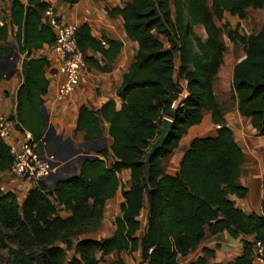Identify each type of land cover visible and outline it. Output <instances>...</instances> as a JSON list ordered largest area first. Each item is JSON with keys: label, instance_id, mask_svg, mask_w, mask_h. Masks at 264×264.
<instances>
[{"label": "trees", "instance_id": "trees-1", "mask_svg": "<svg viewBox=\"0 0 264 264\" xmlns=\"http://www.w3.org/2000/svg\"><path fill=\"white\" fill-rule=\"evenodd\" d=\"M9 1L7 17L0 18V57L9 53L8 43L13 40L18 54L28 60L16 92L15 116L10 119L32 136L41 151V108L49 87V62L32 53L55 42L53 29L44 20L50 3ZM61 1L74 5L80 0ZM263 7L264 0H132L122 8H106L109 17L122 18L124 32L137 48L116 92L120 108L116 109L114 99L98 111L82 105L75 134H81L84 142H100L105 139L106 124L110 145L101 147L96 158L85 160L76 175L59 180L52 190L38 182L22 200L13 192H0V229L11 238L25 229L32 244L43 251L42 264H64L69 250L75 255L66 264H100L113 254L116 258L108 264H126L121 255L137 252L139 264H179V258L198 248L205 231L211 235L226 232L233 238L252 235L264 243V198L261 216L246 215L228 199L229 195L240 199L247 195V189L237 185L244 153L219 112L212 88L224 53L216 22L225 14L242 20L249 9ZM196 27L202 28L203 40L195 34ZM222 28L244 53L232 74L238 112L250 120L256 134L264 135V27L249 36L228 24ZM158 35L165 38L168 48ZM75 38L87 66L100 72L110 69L88 53L111 62L122 48L104 36L93 38L87 24L78 26ZM3 80L0 72V84ZM179 80L186 82L188 96L171 109L182 91ZM203 111L210 112L215 135L193 139L178 171L161 175V161L177 148L189 128L200 124ZM163 115L171 119V131L162 146L152 149ZM12 161L0 139V173ZM124 170L130 172L129 185L122 189L121 215L113 221L114 231L107 239L93 240L88 235L101 226L106 202L122 188L119 175ZM144 209L142 229L138 218ZM251 247V242L244 241L241 254L227 264H252ZM201 251L190 264H209L215 256L209 248Z\"/></svg>", "mask_w": 264, "mask_h": 264}, {"label": "crops", "instance_id": "crops-1", "mask_svg": "<svg viewBox=\"0 0 264 264\" xmlns=\"http://www.w3.org/2000/svg\"><path fill=\"white\" fill-rule=\"evenodd\" d=\"M131 1L132 0H106L104 3H102L94 0H80L77 4L74 5H68L66 3H63L61 0L50 1L52 7L54 8L58 16L64 19L66 22L76 24L77 26H80L81 24H87L89 26L90 33L93 38L100 39L102 36H104L122 45V48L118 53L116 59L111 62L103 59L97 53L89 52L88 55L95 58L101 66L106 65L107 68H109L110 70L107 72H100L95 68L88 66L87 70L82 74L80 84L78 85L75 92L72 93L70 96L64 98L59 103L55 101V88L59 80V76L56 75L57 63L55 60L54 51L49 47H45L39 51L32 53L33 57H45L49 62V68L46 70V77L49 80V87L47 93L42 97L43 107L49 115V123L54 128L55 135L62 137L60 143L62 151L74 150L73 148L71 149L69 147L68 143L70 142L74 144V148L79 145L80 138L77 141L75 139V136L80 135L81 137V134H75V127L78 110L82 105H85L91 110L98 111L106 101L114 99L116 101V109L120 108L121 101L117 99L116 92L123 81V75L125 74L132 62L137 45L127 38L124 32L122 18L120 16H116L114 18L109 17L106 8H122L126 3H129ZM208 7L212 11L210 3H208ZM9 8L10 1L8 0L7 15L9 12ZM263 8L258 10H262ZM248 11L254 10L249 9ZM228 17L233 19L236 18L230 16L229 14H225L221 22L223 24L229 25ZM246 18L247 13L244 19H238V24H236L237 21L235 20V28L230 27V25L229 28L237 29V31L241 35H243L240 32L239 23L245 21ZM218 27L220 29V40L224 45V53L223 62L220 66L219 72L217 73L216 77L212 82L214 101L218 106L220 114L226 121L227 126L233 132L234 138L238 146L242 149L244 153L242 173L237 181V185L247 189L246 197L240 199L235 197L234 195H229L228 199L233 202L236 209L242 211L246 215L261 216V204L264 198V135L256 134L250 124V120L248 118L242 117L238 112L237 102L234 98V92L232 89V74L234 66L244 57V53L240 45H234L229 41L226 35L227 30L225 29V37L222 38V26ZM263 27L264 24L261 25L256 32L248 33L246 36L256 34ZM157 39L164 44L165 48L169 47L164 37L158 35ZM224 39H227V41H225ZM24 60H27V58L24 57V55L18 54V61L16 63V66L13 68V75L9 78L6 77L0 84V105L2 111L6 115L10 114V117L15 116L16 92L23 81ZM8 63L10 64L9 70H12L13 60L10 59ZM177 65L178 63L176 64L174 71L175 80H177ZM178 83L182 88V91L175 101L185 99L188 96V92L186 90V82L183 80H179ZM13 120L15 121L14 118ZM170 122H172L171 119ZM103 128L105 132L104 138L106 139L105 146L109 147L110 138L106 133L107 125L105 124ZM216 129L217 127L211 121L210 112L203 111L202 120L200 124L189 128L186 134L179 141L177 148L174 149L170 156L161 161V175H174L178 171L179 164L183 158V155L189 148L192 140L195 138L213 137L215 135ZM210 132H213L214 134L210 135ZM53 140L57 142L56 139ZM105 146L103 145V143H100L99 148ZM73 161L74 160H72V162ZM129 175V170H124L120 173L119 176L121 179L122 188L118 189L115 196L106 202L104 208V215L105 212H107V207L112 203L116 202L119 204L120 207V204L123 201L121 195L122 189L127 190L130 178ZM7 177V171L0 173L2 187L5 188L6 191H12L13 193H15V195L20 200H22L27 191L33 187L27 182H21L20 180L12 178L9 179L10 177ZM20 189L24 192L19 196L17 192ZM142 211H144L145 226L147 209H144ZM142 211L138 218L140 222ZM120 215L121 213L119 208V212L117 213L116 217H119ZM99 229L96 232H98ZM113 231L114 226L112 223L111 234L113 233ZM139 233L138 236L141 235H139ZM110 236H108L107 238H109ZM107 238L91 239L101 241ZM244 241L251 242L253 244L255 240L252 235H241L236 238H233L226 232L211 235L208 233V231H205L198 248L195 251L189 253L186 257L179 258L178 261L179 264H190L202 255L201 250L203 248H209L215 252V256L213 259L209 260V264H227L234 261L235 258L241 254ZM136 254L139 257V252H137ZM112 256L115 257L114 254L110 255L109 257Z\"/></svg>", "mask_w": 264, "mask_h": 264}, {"label": "built area", "instance_id": "built-area-1", "mask_svg": "<svg viewBox=\"0 0 264 264\" xmlns=\"http://www.w3.org/2000/svg\"><path fill=\"white\" fill-rule=\"evenodd\" d=\"M50 1L48 0L49 3ZM44 20L51 26L56 36L54 44L49 48L54 51L57 63L56 75L59 76V80L55 88V101L59 103L75 92L88 66L76 44L75 34L78 26L59 17L51 3L44 14ZM180 102L181 100L174 101L171 109H175ZM0 139L6 144L13 159L7 170L8 176L12 179L34 186L38 182L50 180L51 176L58 172L63 176L65 161L58 154L62 151L61 145L53 139L45 141L42 138L44 148L38 150V144L33 141L32 136L18 127L17 123L2 111L1 105ZM0 192L12 191H6L1 186ZM251 259L252 264H264V243L253 242Z\"/></svg>", "mask_w": 264, "mask_h": 264}, {"label": "rangeland", "instance_id": "rangeland-1", "mask_svg": "<svg viewBox=\"0 0 264 264\" xmlns=\"http://www.w3.org/2000/svg\"><path fill=\"white\" fill-rule=\"evenodd\" d=\"M7 10H8V0L0 2V18L2 19L6 18ZM228 19H229L228 23L230 27L235 28L236 24H238V19L236 18L233 19L230 17H228ZM235 20L237 21V23ZM263 24H264V8L258 11H255V10L248 11L246 20L239 23V26H240L239 29H240V32L246 36L248 33L256 32L260 28V26ZM217 25L221 27L223 26V23L217 22ZM194 32L201 39L204 38L205 36L201 28H195ZM224 34H225V30L224 28L223 29L221 28V35L223 36L222 38L225 37ZM224 40L227 41V39H224ZM11 42H14V41L9 40V43ZM9 48L12 49V53H15V52L17 53V48H15L14 46H9ZM177 63H178V60L176 61V64ZM9 67H10V64L8 63L7 67L4 68V73L6 76L9 74ZM8 116L10 117L11 115L9 114ZM164 121H170V119L163 115L162 122ZM211 134H214V133L210 132V135ZM79 138L81 139L80 135L75 136V139L77 141ZM80 139H79L80 141L79 144L84 142L82 139L81 140ZM77 147L78 145L75 148ZM88 148L95 149L96 147L91 145ZM99 149L101 148H98V150ZM73 153L74 152L72 150H68V151L63 150L61 152H58L59 157L65 161L63 165L64 168H65V165L68 163V167H66L63 171V176L65 177L73 176V173L76 171L75 167L77 164L69 163V161L77 157V155ZM91 154H94V153L91 152ZM9 177L10 176H8L7 178ZM59 178L61 177H58V179ZM9 179H11V177ZM52 181L53 180H51V182ZM1 183L2 182L0 178V187L2 186ZM23 192L24 191L20 189L18 190L17 194L20 196ZM106 211L107 212H105L104 218L102 220V225L99 231L89 234L88 236L90 238L103 239L111 235L112 223H113L114 218L117 216V213L119 212V204L116 202L112 203L111 205L107 207ZM140 220H141L142 229H143L144 228V211H142ZM140 234L141 233H139V235ZM65 252L66 253H65V261H64L65 263L64 264H66L71 259V257L75 255L73 250H69ZM42 253H43L42 249L37 248L32 244L30 238L27 236L25 229L20 228L17 231L16 236L13 238H11L10 233L5 232L2 229H0V264H42V260H41ZM122 258L125 260L126 264H139L140 262V259L136 253L133 254L132 256L122 255ZM114 259H115L114 256L107 257L100 264H108Z\"/></svg>", "mask_w": 264, "mask_h": 264}, {"label": "water", "instance_id": "water-1", "mask_svg": "<svg viewBox=\"0 0 264 264\" xmlns=\"http://www.w3.org/2000/svg\"><path fill=\"white\" fill-rule=\"evenodd\" d=\"M8 46H14L16 48V44L15 42H11L8 43ZM12 59L13 63H12V70H9V74L6 76L4 73V68L6 66L5 63H8V61ZM18 61V53H12V49H9V53L5 56H1L0 57V72L2 73V75H5V78H9L13 75V68L16 66V63ZM27 62L28 60H24L23 61V74L25 75L26 73V69H27ZM41 116H42V125H43V132L41 134L42 138L45 141H48L50 139H56L57 142L60 144L62 137L61 136H56L55 135V131L54 128L52 127V125L49 123V115L47 114L46 110L44 107L41 108ZM171 126H172V122L170 121H164L162 122V126L160 128V136L157 138V140L155 141L153 148L152 149H157L160 146L163 145V143L165 142V140L167 139L170 131H171ZM100 143H103V145H106V139H102L100 142H82L81 144L78 145L77 148H74V144L72 142L68 143L69 147L73 150V154H76L77 157L74 158L73 162L72 160L69 161V163L71 164H77L76 165V171L73 173V175H76V172L79 168V166L85 161V160H90V159H94L96 158V154L98 153V148L100 146ZM95 146L96 148H88L89 146ZM91 152H93L94 154H91ZM68 167V163L65 165V168ZM64 168V169H65ZM58 177H61L58 179ZM57 178V179H56ZM67 177L62 176L59 172L56 173L55 175L51 176L50 180H44L43 183H45L50 189L52 188L53 185H55L59 180H65ZM51 180H53L51 182ZM52 190V189H51Z\"/></svg>", "mask_w": 264, "mask_h": 264}, {"label": "flooded vegetation", "instance_id": "flooded-vegetation-1", "mask_svg": "<svg viewBox=\"0 0 264 264\" xmlns=\"http://www.w3.org/2000/svg\"><path fill=\"white\" fill-rule=\"evenodd\" d=\"M5 64H6V66H5V67H7L8 63H5Z\"/></svg>", "mask_w": 264, "mask_h": 264}]
</instances>
